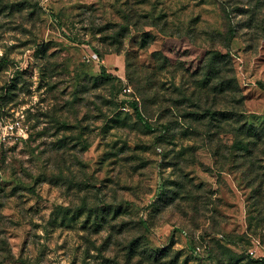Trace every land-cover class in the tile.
<instances>
[{
    "label": "rangeland",
    "instance_id": "obj_1",
    "mask_svg": "<svg viewBox=\"0 0 264 264\" xmlns=\"http://www.w3.org/2000/svg\"><path fill=\"white\" fill-rule=\"evenodd\" d=\"M258 1L0 0V264H264Z\"/></svg>",
    "mask_w": 264,
    "mask_h": 264
},
{
    "label": "trees",
    "instance_id": "obj_2",
    "mask_svg": "<svg viewBox=\"0 0 264 264\" xmlns=\"http://www.w3.org/2000/svg\"><path fill=\"white\" fill-rule=\"evenodd\" d=\"M261 2H263V4H264V0H262ZM250 4L251 5L248 4L249 7L247 6L249 10H247V8L245 9V7H242V6H239V5H232V7L230 6L229 9H227V7H223L224 17L226 18L225 22L227 23V26H228L227 31H229V32L225 33L226 36H227V46H228V40L230 39V37L233 36V35L231 36V34L233 33V28H232V18H230V15L232 14L233 17H235V15L240 16V15H244L248 11L254 13L259 7H261V3L258 0H257V2L254 5L252 3H250ZM251 8H252V10H251ZM251 17H252V15L250 16V19H251ZM222 36H223V34L219 35L218 37L222 38ZM228 57H229L228 47L227 48L226 47H222V46L217 47L214 50V52L212 53V56L210 58V64L208 66V68H209L208 69L209 77L216 78V79L220 80V81H218V83L216 85V88L220 92H222L223 89H224V83L226 81L229 82V80H224L223 76L220 75L222 66H224L226 64ZM110 79H111V75L107 74L104 69H101L99 82L101 81V83H102V80L103 81H108ZM233 80L235 81L234 78H233ZM229 84H231V83L229 82ZM233 84H234V82H233ZM132 109L134 111V114H135L137 120L140 121L143 124L144 128L152 129L151 124L149 123L148 120H146L143 117V115L141 114V112H140L139 108L137 107L136 103L132 104ZM202 114L205 115L204 117L208 116L210 119L215 118V116H217V115H219V117H221L222 119H225L227 117V115H229V116L230 115H234L235 117L236 116L238 117V114L236 112L227 111V110H223V109H221V110L217 109V110H214V111L207 109V110H204L202 112ZM239 118H240V116H239ZM248 130L257 132L258 129H257L256 126H248ZM214 150L219 151V147L216 146V149H214ZM214 155H216V154H214Z\"/></svg>",
    "mask_w": 264,
    "mask_h": 264
}]
</instances>
